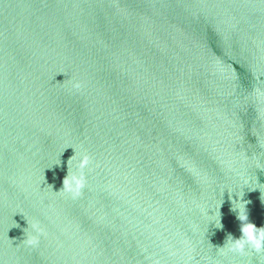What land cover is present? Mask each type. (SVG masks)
Wrapping results in <instances>:
<instances>
[{
	"label": "water",
	"instance_id": "95a60500",
	"mask_svg": "<svg viewBox=\"0 0 264 264\" xmlns=\"http://www.w3.org/2000/svg\"><path fill=\"white\" fill-rule=\"evenodd\" d=\"M242 194L264 227V0H0V264H264L217 250Z\"/></svg>",
	"mask_w": 264,
	"mask_h": 264
},
{
	"label": "clouds",
	"instance_id": "9594fccd",
	"mask_svg": "<svg viewBox=\"0 0 264 264\" xmlns=\"http://www.w3.org/2000/svg\"><path fill=\"white\" fill-rule=\"evenodd\" d=\"M81 86L82 85L79 81H70V87L72 90L78 91ZM68 148L73 149L74 155H72L67 161V175L63 179L62 188L59 191L52 190V192L58 196H67L71 199H76L81 196L82 191L87 184L86 170H92L90 165L93 164V159L86 150L81 149L77 152L76 149L69 146L66 147L64 151ZM257 167H259V164H257ZM242 182L247 185L251 183V178L243 177ZM228 193L229 199L231 200L232 193L229 191ZM237 197L238 199L232 200L231 210L236 214V219L240 222L241 236L238 239H233V237L229 235L224 246L217 248L218 253L220 255H227L230 253L244 255L246 252H255L257 254L264 252V227L257 228L253 223L249 222L248 211L246 208L248 202L242 199L243 194L239 196L237 195ZM210 212L212 213L211 215L209 214ZM203 215L208 219V223L214 222V226L217 229L222 227L220 223L219 209L218 214L214 210L207 209ZM27 225V228L24 230L25 239L22 241V244L27 248H33L38 246L40 238L45 237L46 232L38 221L32 223L27 221ZM16 247H19V245Z\"/></svg>",
	"mask_w": 264,
	"mask_h": 264
}]
</instances>
